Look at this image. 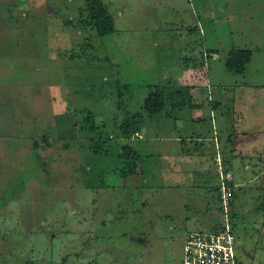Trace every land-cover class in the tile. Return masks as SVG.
<instances>
[{"label":"rangeland","instance_id":"1","mask_svg":"<svg viewBox=\"0 0 264 264\" xmlns=\"http://www.w3.org/2000/svg\"><path fill=\"white\" fill-rule=\"evenodd\" d=\"M102 1L115 25L104 35L85 0H0V264H182L188 230L219 215L216 134L209 115L192 117L232 114L245 97L257 124L264 0ZM234 46L252 50L244 72L226 68ZM187 81L191 98H172L185 106L141 108L152 88ZM134 113L140 131L120 137ZM232 206L238 257L264 264V174L235 187Z\"/></svg>","mask_w":264,"mask_h":264},{"label":"crops","instance_id":"2","mask_svg":"<svg viewBox=\"0 0 264 264\" xmlns=\"http://www.w3.org/2000/svg\"><path fill=\"white\" fill-rule=\"evenodd\" d=\"M183 73H185L184 78H187L193 74L195 76L197 75L199 76V73H196L195 68L193 67L185 68ZM250 79H251L250 77H247L245 79L244 85H249L251 81ZM187 82L190 83L191 90L194 89V87L192 86L196 85L197 83V81H187ZM239 86L240 87H239L238 95L241 94L240 91H242L244 88V86L241 85ZM243 99L244 100H241V102L242 103L243 101L245 102V104H243L244 109L237 108V106H235L236 99L232 100L231 102V106H232L231 113L233 111L232 114L226 115L227 113L225 114L224 112H218L216 110L217 109L216 107L218 106H213L212 104L214 108L210 109V111L209 110L208 111L203 110L204 112L199 111L198 113L201 114H197L196 119L192 117V120H199V119H203L204 117L203 115L206 114L209 115L210 120L212 122V128L214 129L213 134L217 135V136L215 135L213 138V140H215L216 150H215V154L214 152L213 154H211L214 160L212 163H214L213 165L218 166L217 172L219 171V165L221 164L223 172H228L233 175V179L236 184L235 187L242 185L244 182L248 180H253L254 176L256 177L261 176L262 178L264 174V95L262 96V99L259 101V105L261 106V109L259 110L260 112L254 113L253 115L256 117L257 120V124L255 125L251 123L250 120L249 121L247 120L248 117L247 109L249 106L247 105L246 102L247 98L243 97ZM255 104H257V102ZM235 114H240L239 119L243 122L242 127L235 125L234 123L235 118L233 117V115ZM202 134L198 135V139L201 140L205 139V135ZM176 138L177 140L179 139V137ZM186 139H188L187 136L186 138L180 137V140L186 141ZM204 145H205L204 142H202L201 147H204ZM182 149H184V146ZM194 152L203 153L204 151L202 150V148H196V150L194 149ZM170 153H171L170 151L165 152L163 158H168L171 162H173V165L175 166L176 163L174 157ZM191 153H189V150L186 153L184 152V150H182L181 154L178 153L179 162H182V160L185 161L189 159L191 157ZM205 155L206 152L202 154V158L205 157L206 159H208V157ZM256 166L259 167L258 171L256 170ZM236 169L238 171V174L236 173ZM205 173L207 174L206 176L209 177L207 171H205ZM218 176H219L218 181H220L219 172H218ZM218 181H216V183L211 187L215 190L217 197H218ZM260 183L263 184V181H261ZM211 206L216 207V211L219 213V215L216 216L213 225L211 226L210 229L214 228L217 225V222L222 215V209L221 206H219V204L211 205ZM195 229L204 230L202 228H195Z\"/></svg>","mask_w":264,"mask_h":264},{"label":"built area","instance_id":"3","mask_svg":"<svg viewBox=\"0 0 264 264\" xmlns=\"http://www.w3.org/2000/svg\"><path fill=\"white\" fill-rule=\"evenodd\" d=\"M219 206L222 215L210 230L192 229L185 235L182 264H247L236 253V235L233 228L232 193L236 186L233 175L223 172L219 165Z\"/></svg>","mask_w":264,"mask_h":264},{"label":"trees","instance_id":"4","mask_svg":"<svg viewBox=\"0 0 264 264\" xmlns=\"http://www.w3.org/2000/svg\"><path fill=\"white\" fill-rule=\"evenodd\" d=\"M85 4L89 12V21L93 24L98 34L104 35L114 30L115 25L112 13L110 12L109 8H107V6L103 3L102 0H85ZM251 54L252 50L250 48H239L236 46L231 47L227 52V56L225 59L226 68H228L229 70H237L239 72H244L246 69V64L251 58ZM190 89V85H181L179 87H173L171 90H169L168 93V90L165 91L163 88L156 86L155 88H152V90H150L149 93L144 97V100L141 104V108L145 112L150 114V116L152 117V115L159 114L165 108H167L168 106L166 105L168 103H170L171 107L181 104L182 106H185V102L181 103L180 101L173 100L172 98L174 97V93L177 94L180 91L183 92L184 95L187 94L190 97L192 96ZM119 93L121 94L122 92L120 91ZM122 103L123 101H121V104ZM131 115L132 117L127 115V117H125L124 120L121 122L120 128L122 134L120 135V137L131 138L136 132L140 131L142 122L138 121V115L136 113ZM140 116H142V113ZM91 127L93 126L91 125ZM43 138L47 139L45 135H43ZM125 147V149H127V151L130 153L131 147L128 145H126ZM125 160L128 163V156L125 158ZM123 174L125 175V173ZM233 195L234 191L232 193L231 206L233 203ZM232 212L234 228V217H236L238 214L234 210V206H232Z\"/></svg>","mask_w":264,"mask_h":264}]
</instances>
